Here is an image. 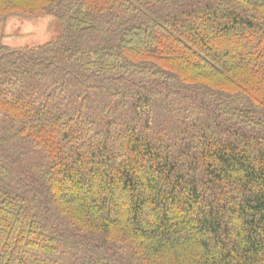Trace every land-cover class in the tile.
<instances>
[{"label": "trees", "instance_id": "trees-1", "mask_svg": "<svg viewBox=\"0 0 264 264\" xmlns=\"http://www.w3.org/2000/svg\"><path fill=\"white\" fill-rule=\"evenodd\" d=\"M0 264H264V0H0Z\"/></svg>", "mask_w": 264, "mask_h": 264}, {"label": "rangeland", "instance_id": "rangeland-1", "mask_svg": "<svg viewBox=\"0 0 264 264\" xmlns=\"http://www.w3.org/2000/svg\"><path fill=\"white\" fill-rule=\"evenodd\" d=\"M59 34L58 21L51 15L15 13L0 17V43L11 48H38Z\"/></svg>", "mask_w": 264, "mask_h": 264}]
</instances>
